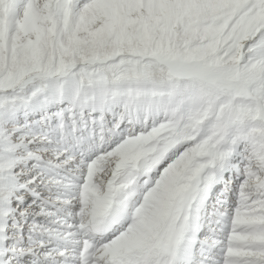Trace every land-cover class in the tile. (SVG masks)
<instances>
[{
	"label": "snow or ice",
	"instance_id": "obj_1",
	"mask_svg": "<svg viewBox=\"0 0 264 264\" xmlns=\"http://www.w3.org/2000/svg\"><path fill=\"white\" fill-rule=\"evenodd\" d=\"M0 264H264V0H0Z\"/></svg>",
	"mask_w": 264,
	"mask_h": 264
}]
</instances>
